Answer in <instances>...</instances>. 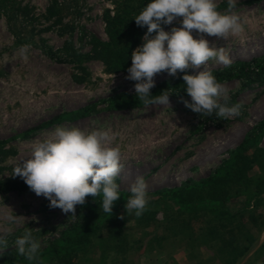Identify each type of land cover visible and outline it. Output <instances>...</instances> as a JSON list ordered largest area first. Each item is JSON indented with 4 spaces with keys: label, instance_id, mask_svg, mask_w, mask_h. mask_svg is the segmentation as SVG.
Wrapping results in <instances>:
<instances>
[{
    "label": "rangeland",
    "instance_id": "374dc122",
    "mask_svg": "<svg viewBox=\"0 0 264 264\" xmlns=\"http://www.w3.org/2000/svg\"><path fill=\"white\" fill-rule=\"evenodd\" d=\"M215 3L220 13L240 18L242 33L224 40L193 31V38L203 35L210 47H223L230 66L263 56L264 0H235L231 9L228 0ZM50 7L55 11L52 16ZM125 7V0H8L1 6L0 182L24 184L22 178L12 177L14 167L30 158L31 142L43 140L57 127L109 130L114 135L111 146L120 151L121 171L115 179L120 199L111 215L99 207L94 219L104 217L90 237L89 248L76 251L69 263L222 264V255L203 238L188 237L191 224L211 222L232 228L236 239H242V226L251 235L250 250L230 264H264V183L234 185L229 193L235 191V198H206L186 206L164 194L200 185L238 165H246L250 178L264 180V155L255 153L256 148L264 149V83L241 88L237 80L220 82L228 89L230 105H242L241 115L228 119L193 112L184 104L192 103L187 93L169 96V105L129 106L121 98L113 100L134 94L137 82L126 79L127 70L107 72L100 60L90 57V39L107 40L105 16ZM180 19L163 29L180 27ZM25 44L31 45L27 61L19 54ZM224 68L213 59L199 69L189 67L177 74ZM171 77L167 71L158 73L154 84ZM248 136L247 151L234 156ZM137 177L145 180L148 198L139 217L124 207ZM24 187L0 189V235L7 234L8 245L0 254L12 251L19 256L15 241L26 229L39 243L38 253L78 234L77 217L49 208L46 198ZM89 201L102 203V194L86 197L85 203ZM81 207L85 206H76V215ZM219 211L243 215L218 218ZM9 213L18 216L15 223L5 219ZM117 244L131 246L119 256L110 250ZM102 247H107L105 256ZM48 258L40 264H68Z\"/></svg>",
    "mask_w": 264,
    "mask_h": 264
},
{
    "label": "clouds",
    "instance_id": "9594fccd",
    "mask_svg": "<svg viewBox=\"0 0 264 264\" xmlns=\"http://www.w3.org/2000/svg\"><path fill=\"white\" fill-rule=\"evenodd\" d=\"M229 8L235 0H228ZM180 19V27L165 31L162 25H172ZM139 27L147 26L143 43L131 54V67L126 79L136 81V98L144 105L168 104L169 93L150 94L154 76L163 71L173 77L189 67L199 69L209 60L228 67L232 61L223 47L209 46L208 40L193 38L192 32L207 34L224 40L238 36L243 27L235 14L217 11L215 0H151L134 18ZM30 44L19 49L21 58L28 59ZM185 90L192 103L184 101L186 107L201 117L215 114L217 119L234 118L241 115L242 105H230L228 89L218 83L210 71L202 70L195 75H183ZM114 135L109 130L57 127L43 140L29 145L30 158L18 163L12 177H20L38 197L49 201V208H59L64 214L77 217L76 206H83L86 197L102 194V209L111 215L114 202L120 199L115 179L121 171L120 151L112 147ZM147 184L137 177L130 185V197L125 211L141 216L148 204ZM68 216V217H69ZM18 216H5L15 223ZM123 219V216L120 217ZM35 220V217H32ZM6 233L0 235V251L7 248ZM19 255L32 261L36 259L39 243L33 238L31 229L15 241Z\"/></svg>",
    "mask_w": 264,
    "mask_h": 264
},
{
    "label": "trees",
    "instance_id": "16d2710c",
    "mask_svg": "<svg viewBox=\"0 0 264 264\" xmlns=\"http://www.w3.org/2000/svg\"><path fill=\"white\" fill-rule=\"evenodd\" d=\"M8 0H0V8ZM151 0H125V8L119 10L114 15H106V35L107 40L102 41L95 36L90 39L91 48L89 55L92 58L100 60L105 66L107 72L116 73L126 71L131 66V54L138 47L142 45L141 38L147 31V26L139 27L136 25L134 18L143 10V8ZM48 10L50 16L55 14V11H51L50 7ZM163 26V25H162ZM72 54H76L74 51ZM217 82L237 80L240 83L241 88L249 87L253 84L261 85L264 83V55L255 57L247 61H237L234 65L220 69L210 71ZM183 74H176L175 77H171L160 81L150 89V94L153 96L161 95L162 91L169 93V96H177L183 93H187L185 90L186 85L182 79ZM123 99L129 106L143 105L136 98L134 94H123L113 97V100ZM249 136L240 144L238 149L234 152V156L237 154L242 155L247 151ZM256 154L262 153L264 155V149L256 148ZM252 154V155H256ZM257 156V155H256ZM258 157V156H257ZM235 159V158H234ZM252 160V159H251ZM244 161H249L244 157ZM256 182L255 186L259 187L264 180L261 177L250 178L247 174L246 165H238L220 172L210 177L206 182L202 184H195L184 188H176L168 193H164L171 199L178 201L183 205H193V203L201 202L206 198L218 199L223 197L235 198L237 193L230 190L234 185H242ZM25 184V183H24ZM18 185L13 182H0V189L14 190L25 188L26 185ZM264 191V190H263ZM259 191V192H263ZM257 196V195H256ZM92 200V199H88ZM85 203V207H81L77 210V221L74 225L75 230L79 229L78 234L73 238L64 240L62 244H56L50 250L44 253H37L36 259L29 261L25 256L13 255L15 252L9 251L0 254V264H40L46 257H49V261H60L62 263H69V260L73 258L76 251L82 250L83 248L88 249L90 243V237L93 236L99 228L101 221L100 216L98 220H95L97 210L102 206L101 201ZM214 211V209H211ZM218 210V208H217ZM196 211V210H195ZM238 216L243 215L239 212L227 214L225 211H219L216 216ZM104 217V216H102ZM167 218L165 224H167ZM241 231L242 239H236L234 237V230L232 228H226L225 225L219 227L207 222L206 224L190 225L188 231V237L204 239L210 248L215 249L219 254L222 255V264H230L232 261L242 257L245 253L250 250L252 245V238L246 227L242 226ZM116 248H110L114 254L125 255L130 249L131 245L117 244ZM74 252V253H73ZM107 253V247L101 248L102 256Z\"/></svg>",
    "mask_w": 264,
    "mask_h": 264
}]
</instances>
